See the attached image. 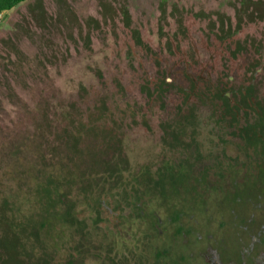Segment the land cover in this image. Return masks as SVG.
Masks as SVG:
<instances>
[{"label":"flooded vegetation","instance_id":"af4514ba","mask_svg":"<svg viewBox=\"0 0 264 264\" xmlns=\"http://www.w3.org/2000/svg\"><path fill=\"white\" fill-rule=\"evenodd\" d=\"M82 1L54 0V15L43 3L46 25L64 38L45 59L84 51L85 73L62 87L45 63L18 72L11 61L0 74V264L4 226L14 231L12 256L52 264L50 226L79 242L102 219L99 194L120 196L106 215L129 211L111 229L114 255L131 242L124 227L136 217L146 233L147 193L170 194L175 206L187 198L188 229L168 220L205 243V264H264V0H89L85 15ZM6 46L0 55L21 61ZM20 90L34 105L19 104ZM9 185L31 195L24 207L4 200ZM154 214L150 224H162ZM32 238L34 256L23 253ZM138 241L143 255L144 235ZM169 255L156 252L153 264Z\"/></svg>","mask_w":264,"mask_h":264},{"label":"rangeland","instance_id":"374dc122","mask_svg":"<svg viewBox=\"0 0 264 264\" xmlns=\"http://www.w3.org/2000/svg\"><path fill=\"white\" fill-rule=\"evenodd\" d=\"M81 1V0H79ZM89 0H83L81 4H79V9L82 12V15L86 13L90 14V7L88 6ZM200 1V0H199ZM207 5H215L219 7L222 4V0H203ZM33 4V0L31 1ZM44 7L47 11L54 15L56 10V6L54 4V0H43ZM26 3L21 4L20 6L8 11L3 12V19L0 24V28L4 29L6 27L5 33L12 37L13 42L16 47L20 50L21 61L17 59L15 56L7 59V56L0 55V74L6 73V68L8 64H13L17 67H13L14 70L18 72H24L26 70H38L41 72L43 69L40 64L45 63V67L47 69V73L51 75V80L54 85L58 87H62L63 80L66 77L72 74H83L86 71L85 64L82 61V54L80 50H73V55L69 57L65 62L58 61L57 59L53 61L55 64H47L45 59V54L55 53L56 46L61 44L64 40L63 31L61 28L54 24H47L45 28H37L35 25H30L27 29L29 30V34H26V31H23L21 27L14 26L15 23H19L21 20V14H25L26 12ZM55 17V16H54ZM3 49L0 47V52ZM3 52V51H2ZM75 52V53H74ZM80 52V53H79ZM2 54H6L5 51ZM49 54V55H50ZM84 55V54H83ZM21 65V67H20ZM13 72H16L14 71ZM1 93V92H0ZM3 94V93H2ZM18 97L20 99V103L25 101H30L33 103V98L30 96L28 92H23L22 90L18 91ZM0 98H3L0 94ZM35 104L37 103V98H34ZM6 101V100H5ZM4 105H8L4 102ZM100 199L104 198V214L102 219L96 224V226H84L82 229V233L79 236V242H77L76 238H67L64 233L66 230L61 225H53L50 226V240L47 243H50L47 246L50 255V261L52 264H153L156 262L155 253H159L161 250H165L170 254L168 259H162L159 264H205L204 262V250L205 243L203 241H195L192 234L177 235L176 229L178 222L172 224L168 219H173L175 216H179L181 223L183 224V229H188L189 226V207L187 198L183 197L178 205H171L172 195L170 194H150L147 193L142 195L141 197L145 198V208L147 209V222H146V233L144 234V226L139 223V220L136 219L131 222V224L125 226L124 228L130 234L131 242L126 245V248L117 249L114 255L110 253L109 256L108 250L109 243L112 241L111 237V229L116 228L115 221L119 217H122L123 214H127L129 211L127 208L116 210L114 213L110 215L107 214V206L115 205L116 203L113 200V197L116 198V201L120 198L119 195L114 194L112 196L107 195V199L104 194H99ZM139 195H136L135 199H137V203L134 205H138ZM4 200L10 202H16L19 206L24 207L23 202L29 201L31 199V195L22 192V194H17L16 189L9 185L4 189L3 192ZM101 201V200H100ZM15 203V204H16ZM17 204V205H18ZM85 206V205H83ZM132 206V204H131ZM82 208V216H87L86 210L84 207ZM137 208V207H136ZM133 211V210H132ZM138 209L134 210L136 212V216L138 215ZM154 212H157V215L161 216L162 224L152 225L150 222L155 219L156 215ZM109 218V223L106 222V217ZM203 227L201 226V229ZM74 231V230H72ZM187 232V231H186ZM139 235H144L145 249L144 253L139 252L138 243ZM174 237V238H173ZM129 237H127L128 239ZM32 238V248L30 246L26 247L24 252L27 254L35 255L33 250L40 251L36 242H34ZM223 242L225 246H231L234 244L235 234L232 231L231 227H227L223 230ZM69 240V241H68ZM30 242V241H29ZM79 243V244H78ZM75 245H79V250L82 255L76 254L73 255L75 250L71 248ZM193 245L194 249L193 250ZM34 246V247H33ZM75 247V246H74ZM69 250L72 252L69 253ZM192 250V251H191ZM31 251V253H29ZM42 253V252H39ZM192 255V257H190ZM24 256V255H23ZM181 256L182 261H178V257ZM25 258H28L24 256ZM109 257H112V262L109 261Z\"/></svg>","mask_w":264,"mask_h":264},{"label":"trees","instance_id":"16d2710c","mask_svg":"<svg viewBox=\"0 0 264 264\" xmlns=\"http://www.w3.org/2000/svg\"><path fill=\"white\" fill-rule=\"evenodd\" d=\"M0 0V13L8 12L23 3H26V12L21 14V20L19 23H15L14 26L21 27L23 31H26V34H29L27 29L30 25L35 24L37 28H45V9L43 7V0ZM6 27L4 29L0 28V45L7 47L6 45H15L12 37L5 33ZM14 231H11L8 226H4L3 239H2V264H25L18 257L12 256L13 253V243H14ZM30 264H40V263H30ZM46 264V263H45Z\"/></svg>","mask_w":264,"mask_h":264},{"label":"built area","instance_id":"2783aa9c","mask_svg":"<svg viewBox=\"0 0 264 264\" xmlns=\"http://www.w3.org/2000/svg\"><path fill=\"white\" fill-rule=\"evenodd\" d=\"M2 19H3V14L0 13V24H1V22H2Z\"/></svg>","mask_w":264,"mask_h":264}]
</instances>
